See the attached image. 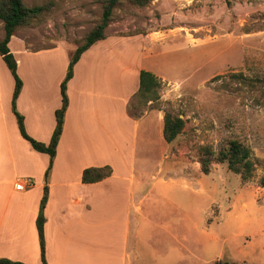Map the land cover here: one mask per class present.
<instances>
[{"label": "rangeland", "instance_id": "1", "mask_svg": "<svg viewBox=\"0 0 264 264\" xmlns=\"http://www.w3.org/2000/svg\"><path fill=\"white\" fill-rule=\"evenodd\" d=\"M22 2L44 11L16 30L10 48L18 54L17 74L25 77V87L33 89L40 75L47 99L49 92H59L57 82L99 22L102 5ZM3 36L0 20V40ZM22 39L33 54L22 51ZM105 40L109 45L99 51L96 43L74 66L67 124L82 155L104 154L127 168L132 158L141 176L140 211H130L136 235L131 225L127 243L136 253L135 264H264V187L259 184L264 176V0H150L144 6L125 0L113 9ZM140 70L155 74L162 88L159 102H129L128 114L137 117L132 119L149 116L137 123L136 139V130L125 126L134 120H125L118 96L125 74ZM49 76L54 86L48 85ZM0 80L4 96L12 87ZM165 112L184 121L169 144L158 135ZM45 113L44 124L50 125L53 113ZM231 140L250 150L254 171L248 182L226 163L212 161L209 174L200 171V148L208 147L216 158ZM106 204L95 206L92 219L95 227L111 230L113 237L100 238L117 257L123 250V207ZM80 225L77 220L75 226Z\"/></svg>", "mask_w": 264, "mask_h": 264}, {"label": "crops", "instance_id": "2", "mask_svg": "<svg viewBox=\"0 0 264 264\" xmlns=\"http://www.w3.org/2000/svg\"><path fill=\"white\" fill-rule=\"evenodd\" d=\"M15 36L14 34L11 37L8 47L17 61L18 72L21 63L17 58L16 51L10 48L11 40ZM100 41H98L99 45L97 46L99 51L103 50L102 45H109L105 39ZM21 43L23 44V52L33 54L23 39ZM95 44L81 55L79 61L85 53L88 54L92 51ZM1 61L3 60L0 56V77L5 82L3 85L6 84L8 88H12L11 92L7 91V94L3 96L0 85V258L19 261L24 264H43L41 262L36 218L43 196V188L47 185L48 198L43 211L45 218L43 228L45 260L47 264H61V261L66 260L68 262L70 259H79L83 261L81 264H86V258L92 259L97 254L103 255L105 261L103 264H135L136 253L127 248V243L131 235V225L134 226L133 235H136V220L131 218L130 211L131 207H133L134 213L135 210L140 211L139 203L142 200L140 194L141 176L136 174L132 158L128 168L124 162L117 167L115 162L104 157V154L89 158L82 155L78 149V140L75 139L74 135H71V126L67 124L72 117L70 88L72 84L70 82L74 81L75 69L73 68V77L67 83L69 89L66 87V93L69 104L46 183L45 172L49 163L48 155L35 151L29 142L20 135L11 108L14 79L10 74L11 80L7 74L10 73L9 70L5 69L4 62V66H2ZM52 77H50L52 83L48 82V85L54 86L55 81ZM22 78L21 90L16 99V110L23 117L26 133L31 138L48 144L55 127V111L61 106L59 88L61 81L57 82L58 87H56L59 88V92L57 93L56 89L50 90L51 92L48 93L46 99L43 84H39L40 75L39 83L37 85L34 83L33 89L25 87L27 86L26 80L25 77ZM8 79L11 80L10 83ZM43 79L46 80L47 78L43 76ZM0 82L2 81L0 80ZM138 86L139 74L137 75L136 71L135 74L129 76L125 74L118 96L125 120L132 119L127 112V106L132 96L137 92ZM47 110L54 116V123L51 122L50 125L49 123L44 124ZM155 115L157 122L162 119L160 112ZM146 118L132 119L131 121L134 120L135 124L122 125L132 126L133 131L136 130L137 139V128H139L137 123ZM162 129L163 126L158 124V135L162 134ZM103 143L102 139L97 145L100 146ZM96 149L90 148L88 152L96 151ZM106 165L112 168L109 177L96 183H82L81 174L85 168ZM16 184H23V189L18 190ZM137 201L138 204H136ZM104 202H107L106 205L121 203L123 207V227L120 238L123 240V250L117 257L112 255L110 246L102 242L100 238L113 237L111 230L95 227L92 219V215L96 213L95 206L101 204L103 207ZM74 219L81 222L78 228L75 226L77 220L73 221Z\"/></svg>", "mask_w": 264, "mask_h": 264}, {"label": "trees", "instance_id": "3", "mask_svg": "<svg viewBox=\"0 0 264 264\" xmlns=\"http://www.w3.org/2000/svg\"><path fill=\"white\" fill-rule=\"evenodd\" d=\"M102 5V14L99 22L87 33L82 44L78 45L69 61L66 75L60 85L61 106L55 111V127L51 134L48 144L39 142L31 138L25 131L22 115L16 110V99L20 93L22 82L17 74V61L8 47L11 37L20 27L27 25L32 19L41 15L44 11V6L27 7L22 0H0V20L3 23L4 36L0 40V56L6 67L10 71L14 79V90L11 98V108L15 115L17 127L20 135L29 142L31 147L41 153L48 155L49 163L45 172V182L47 183L48 176L52 167L53 159L56 154V147L61 136L64 125L65 112L67 110L69 99L66 93L68 81L73 77L74 65L79 61L81 55L88 50L93 44L105 39V30L112 18L113 9L116 5L125 0H93ZM135 5L144 6L150 0H127ZM162 81L152 72L148 70L139 71V86L137 92L132 96L131 100H138L144 106L148 102L156 103L161 99L160 90ZM131 102V101H130ZM137 118L136 116L130 115ZM184 121L178 116H172L169 113H164L162 134L164 140L169 144L182 132ZM212 161L226 163L229 170L238 174L243 183L248 182L253 178L254 164L250 158V150L241 142L231 140L228 143L226 150H220L216 158L208 147H202L199 150L200 171L203 174L210 173V165ZM112 173V168L109 165L103 167H88L82 171L81 181L84 184L96 183ZM260 186L264 187V176L260 178ZM47 185L43 188V196L40 200L38 215L36 218V228L38 233L41 262L47 264L45 260V241H44V207L48 198ZM0 264H24L19 261H11L6 258H0ZM214 264H234L228 261L218 260Z\"/></svg>", "mask_w": 264, "mask_h": 264}, {"label": "bare ground", "instance_id": "4", "mask_svg": "<svg viewBox=\"0 0 264 264\" xmlns=\"http://www.w3.org/2000/svg\"><path fill=\"white\" fill-rule=\"evenodd\" d=\"M81 262L83 261L79 259H70V261L68 262L66 260L61 261V264H81ZM104 262L105 261H104V257L102 254L94 255V258L92 259L91 258L85 259L86 264H103Z\"/></svg>", "mask_w": 264, "mask_h": 264}, {"label": "built area", "instance_id": "5", "mask_svg": "<svg viewBox=\"0 0 264 264\" xmlns=\"http://www.w3.org/2000/svg\"><path fill=\"white\" fill-rule=\"evenodd\" d=\"M16 188H17L18 190L23 189V184H16Z\"/></svg>", "mask_w": 264, "mask_h": 264}]
</instances>
